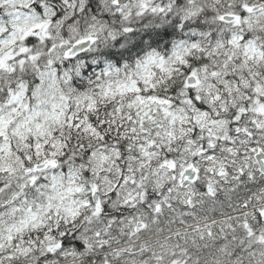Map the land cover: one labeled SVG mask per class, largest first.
Instances as JSON below:
<instances>
[{
	"label": "snow or ice",
	"instance_id": "obj_1",
	"mask_svg": "<svg viewBox=\"0 0 264 264\" xmlns=\"http://www.w3.org/2000/svg\"><path fill=\"white\" fill-rule=\"evenodd\" d=\"M0 264H264V0H0Z\"/></svg>",
	"mask_w": 264,
	"mask_h": 264
}]
</instances>
